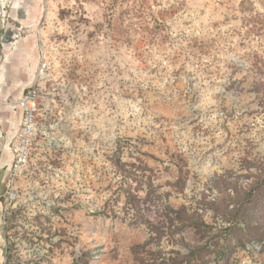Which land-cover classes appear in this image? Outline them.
I'll return each instance as SVG.
<instances>
[{
	"label": "rangeland",
	"instance_id": "rangeland-1",
	"mask_svg": "<svg viewBox=\"0 0 264 264\" xmlns=\"http://www.w3.org/2000/svg\"><path fill=\"white\" fill-rule=\"evenodd\" d=\"M4 11L0 156L8 113L50 64L39 160L10 204L7 182L0 192V264H215L226 244L228 264H264V242L241 243L207 204L222 196L214 178L264 157V0H5Z\"/></svg>",
	"mask_w": 264,
	"mask_h": 264
},
{
	"label": "trees",
	"instance_id": "trees-1",
	"mask_svg": "<svg viewBox=\"0 0 264 264\" xmlns=\"http://www.w3.org/2000/svg\"><path fill=\"white\" fill-rule=\"evenodd\" d=\"M247 169H249L248 172L235 178L231 176L214 178L212 185L222 196L218 203H207L218 215L220 214L221 220L230 222L225 229L239 230L243 244L244 240L264 242V157L249 159ZM243 176L247 180L245 183L240 181ZM186 214V220L195 224L199 223L198 221H205L202 214L198 212ZM234 248L235 245L231 244L219 247L215 264H228L227 259ZM196 250H190L187 256L195 258ZM220 259L224 261H218Z\"/></svg>",
	"mask_w": 264,
	"mask_h": 264
},
{
	"label": "built area",
	"instance_id": "built-area-1",
	"mask_svg": "<svg viewBox=\"0 0 264 264\" xmlns=\"http://www.w3.org/2000/svg\"><path fill=\"white\" fill-rule=\"evenodd\" d=\"M50 62L44 56L39 67L38 74L32 84L23 91L18 99L16 106L21 111V123L18 130L12 136L11 149L14 160L9 170L7 184L9 186L8 196L5 201L10 204L16 197L17 180L30 171V168L39 158L33 154L35 149V135L41 124V97L42 80L47 76V70ZM6 221V219H5Z\"/></svg>",
	"mask_w": 264,
	"mask_h": 264
},
{
	"label": "flooded vegetation",
	"instance_id": "flooded-vegetation-1",
	"mask_svg": "<svg viewBox=\"0 0 264 264\" xmlns=\"http://www.w3.org/2000/svg\"><path fill=\"white\" fill-rule=\"evenodd\" d=\"M12 136H10L6 145H4V150L0 156V192L4 188L5 183L7 182L9 170L13 164L14 156L11 145Z\"/></svg>",
	"mask_w": 264,
	"mask_h": 264
},
{
	"label": "crops",
	"instance_id": "crops-1",
	"mask_svg": "<svg viewBox=\"0 0 264 264\" xmlns=\"http://www.w3.org/2000/svg\"><path fill=\"white\" fill-rule=\"evenodd\" d=\"M15 108H17V111L14 109V107H12L11 111L8 113V116L6 117L7 121L10 122V120H12V122L10 123H12V127L14 128V130L13 131L10 130V132L12 133L11 136H13L16 133L21 123V111L19 107L16 105Z\"/></svg>",
	"mask_w": 264,
	"mask_h": 264
},
{
	"label": "bare ground",
	"instance_id": "bare-ground-1",
	"mask_svg": "<svg viewBox=\"0 0 264 264\" xmlns=\"http://www.w3.org/2000/svg\"><path fill=\"white\" fill-rule=\"evenodd\" d=\"M4 1L5 0H0V25L3 23L4 19L2 16H4Z\"/></svg>",
	"mask_w": 264,
	"mask_h": 264
},
{
	"label": "water",
	"instance_id": "water-1",
	"mask_svg": "<svg viewBox=\"0 0 264 264\" xmlns=\"http://www.w3.org/2000/svg\"><path fill=\"white\" fill-rule=\"evenodd\" d=\"M19 23H17L18 25ZM11 33L8 31L7 33H4L3 37H5V39L9 40L11 38Z\"/></svg>",
	"mask_w": 264,
	"mask_h": 264
}]
</instances>
